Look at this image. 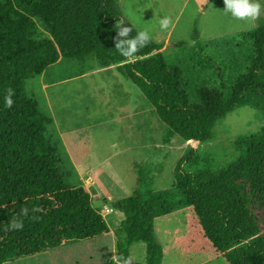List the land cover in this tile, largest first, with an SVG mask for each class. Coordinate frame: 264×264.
Instances as JSON below:
<instances>
[{"label": "trees", "instance_id": "1", "mask_svg": "<svg viewBox=\"0 0 264 264\" xmlns=\"http://www.w3.org/2000/svg\"><path fill=\"white\" fill-rule=\"evenodd\" d=\"M121 21L132 28L130 37L139 32L116 0H0V264L111 232L88 189L66 182L64 162L48 138L52 118L27 92V82L49 67L62 60H95L102 69L116 68L167 126V139L186 144L210 143L221 120L252 99L264 100V22L225 39L250 46V65L234 86L201 89V103L192 105L181 69L165 60L164 44L150 40L134 61L119 54ZM9 89L14 92L11 108L5 103ZM236 148L238 157L226 166L196 172L186 169L195 162L192 151L179 162L168 190L139 189L118 201L104 199L105 207L125 214L119 229L126 241L109 264H127L130 247L141 242L147 245L146 264H163L166 252L156 239V223L184 211L190 215L188 232L177 242L183 254L264 264V225L258 214L264 212V129L240 137ZM22 208L29 215L22 217L23 229L13 230L10 224Z\"/></svg>", "mask_w": 264, "mask_h": 264}, {"label": "rangeland", "instance_id": "2", "mask_svg": "<svg viewBox=\"0 0 264 264\" xmlns=\"http://www.w3.org/2000/svg\"><path fill=\"white\" fill-rule=\"evenodd\" d=\"M124 18L150 40L164 44L166 62L182 71L192 105L201 103V89L230 90L250 65V46L226 41L253 31L264 22L240 20L225 12L224 0H116ZM169 17L168 30L159 21ZM38 23V22H37ZM39 28L41 27L38 23ZM196 29L199 37H196ZM43 38L47 35L43 33ZM242 48H237L238 44ZM179 45H182L181 47ZM193 54L197 55L196 58ZM29 97L52 118L48 138L64 162L63 174L71 185H84L96 209L102 210L110 234L63 245L41 255L6 264H109L117 260L125 214L105 200L118 201L139 189L168 190L175 182L179 162L195 152L188 171L221 169L236 159V141L264 129V100L251 102L221 120L207 144L168 140L164 125L144 94L116 68L102 69L94 60H62L26 86ZM264 225V212L258 213ZM189 212L157 221L155 236L164 248L163 264H227L201 253L183 254L178 240L187 232ZM127 264H146L147 245L133 244Z\"/></svg>", "mask_w": 264, "mask_h": 264}, {"label": "clouds", "instance_id": "3", "mask_svg": "<svg viewBox=\"0 0 264 264\" xmlns=\"http://www.w3.org/2000/svg\"><path fill=\"white\" fill-rule=\"evenodd\" d=\"M224 3L226 5L224 11L230 13L233 18L240 20L256 19L261 15L262 11H264V0H224ZM170 24L171 20L169 17H164L159 21L161 30H168ZM124 25L123 21H121L117 30L116 49L121 56L126 58L127 61H134L135 54L140 49L144 48L150 41V33L147 30H142L134 37H130L132 28ZM13 95V90L9 89L8 95L5 97V103L9 108H11L13 104ZM28 215L29 210L27 208H22L17 218L11 222V229H23L24 224L22 217Z\"/></svg>", "mask_w": 264, "mask_h": 264}]
</instances>
